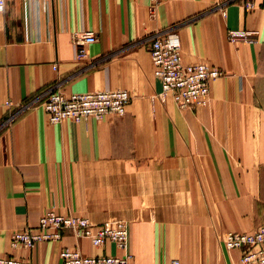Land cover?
<instances>
[{"label": "crops", "instance_id": "crops-1", "mask_svg": "<svg viewBox=\"0 0 264 264\" xmlns=\"http://www.w3.org/2000/svg\"><path fill=\"white\" fill-rule=\"evenodd\" d=\"M251 1L6 0L0 121L5 100L17 114L0 129V256L61 264L62 248L121 253L68 229L32 249L11 247L14 231L53 209L126 220L130 264H241L225 232L264 222V0ZM79 30L96 38L80 60ZM165 30L178 34L184 62L223 71L206 105L182 110L160 97L149 43ZM230 31L253 39L231 41ZM49 87L125 89L130 100L123 115L52 124L42 104L25 105Z\"/></svg>", "mask_w": 264, "mask_h": 264}, {"label": "built area", "instance_id": "built-area-1", "mask_svg": "<svg viewBox=\"0 0 264 264\" xmlns=\"http://www.w3.org/2000/svg\"><path fill=\"white\" fill-rule=\"evenodd\" d=\"M42 6L48 0H33ZM158 1V0H153ZM6 0H0V12L4 10ZM247 9L253 7L251 0H244ZM231 41H250L251 32H229ZM73 38L78 45L77 59L85 55L84 43L95 41V34L89 30L74 32ZM149 53L153 64L154 76L160 81L162 99L170 97L179 109L204 106L209 101L210 83L223 75V71L205 62L186 63L181 53V43L175 30H165L150 37ZM56 66L54 65V68ZM130 94L125 89H104L65 94L56 87H49L27 102L30 106L42 104L48 121L52 124L70 119L81 122L88 118L101 119L106 114L123 115ZM10 110L0 121V129L10 124L17 112L13 103L5 100ZM70 230L74 236L86 238L93 246L113 242L121 251L118 255H84L75 248H62L59 251L61 264H130L132 253L129 249V231L127 223L121 219L94 222L86 216L61 214L53 209L45 211L35 226H25L11 234L12 248L32 249L37 243L56 241L63 230ZM224 246L228 250H240L241 264H264V222L251 231H227ZM0 264H32L27 258L14 255L0 256ZM171 264H179L174 259Z\"/></svg>", "mask_w": 264, "mask_h": 264}, {"label": "rangeland", "instance_id": "rangeland-1", "mask_svg": "<svg viewBox=\"0 0 264 264\" xmlns=\"http://www.w3.org/2000/svg\"><path fill=\"white\" fill-rule=\"evenodd\" d=\"M261 93H263V90H262V88H261ZM263 174H264V172H263ZM262 199H264V183L263 184H261V200ZM257 203L259 204L260 202L259 201H257ZM261 204V203H260ZM259 204V205H260ZM253 207H254V211H255V199H254V202H253ZM87 217V216H86ZM90 219V218H89ZM114 220V219H119V218H109V219H107V220ZM91 220V219H90ZM121 220H124V219H121ZM104 221H106V220H104ZM126 223H127V226H128V231H129V223L126 221V220H124ZM260 223V222H259ZM261 223H263V221H261ZM226 233V232H225ZM225 235V234H224ZM223 240H224V236H223ZM174 260V259H173ZM177 260V259H176ZM179 264H180V262H179Z\"/></svg>", "mask_w": 264, "mask_h": 264}, {"label": "water", "instance_id": "water-1", "mask_svg": "<svg viewBox=\"0 0 264 264\" xmlns=\"http://www.w3.org/2000/svg\"><path fill=\"white\" fill-rule=\"evenodd\" d=\"M231 1V0H230Z\"/></svg>", "mask_w": 264, "mask_h": 264}]
</instances>
